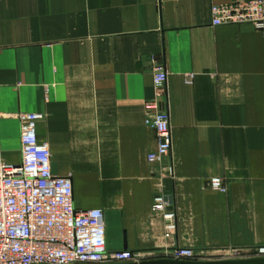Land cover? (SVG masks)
Segmentation results:
<instances>
[{
	"label": "crops",
	"instance_id": "0c3cea01",
	"mask_svg": "<svg viewBox=\"0 0 264 264\" xmlns=\"http://www.w3.org/2000/svg\"><path fill=\"white\" fill-rule=\"evenodd\" d=\"M210 2L0 0V161L21 159L18 114H41L51 170L71 178L77 210L104 211L108 252L154 260L181 247L211 260L264 247V27L214 26ZM152 102L172 133L158 163ZM168 166L166 236L152 202Z\"/></svg>",
	"mask_w": 264,
	"mask_h": 264
},
{
	"label": "built area",
	"instance_id": "2783aa9c",
	"mask_svg": "<svg viewBox=\"0 0 264 264\" xmlns=\"http://www.w3.org/2000/svg\"><path fill=\"white\" fill-rule=\"evenodd\" d=\"M210 20L214 26L250 24L264 27V0H211ZM153 80L161 88L167 72L154 68ZM155 112L144 123L155 130L157 146L148 154L149 162H161L172 149L169 113L152 102ZM41 114H18L21 159L9 164L0 161V264H118L140 262L147 256L132 250L108 252L105 238V214L101 208L77 210L73 203L69 176H57L51 170L48 144L37 137ZM153 194L152 210L165 222L166 236L175 228L176 214L167 203L173 175L170 166ZM205 185L225 193L223 178L211 177ZM223 259L264 256V247L249 255L232 247ZM172 259L193 260L191 248L175 247L165 253Z\"/></svg>",
	"mask_w": 264,
	"mask_h": 264
},
{
	"label": "water",
	"instance_id": "95a60500",
	"mask_svg": "<svg viewBox=\"0 0 264 264\" xmlns=\"http://www.w3.org/2000/svg\"><path fill=\"white\" fill-rule=\"evenodd\" d=\"M126 264H264V256H252L237 259H211V260H186L161 258L154 260H143L140 262Z\"/></svg>",
	"mask_w": 264,
	"mask_h": 264
},
{
	"label": "rangeland",
	"instance_id": "374dc122",
	"mask_svg": "<svg viewBox=\"0 0 264 264\" xmlns=\"http://www.w3.org/2000/svg\"><path fill=\"white\" fill-rule=\"evenodd\" d=\"M257 249H258V248H257ZM257 249H256V250H257ZM225 252H227V251L225 250L224 253L221 255V257H220V258H217V259H223L222 256L225 254Z\"/></svg>",
	"mask_w": 264,
	"mask_h": 264
}]
</instances>
